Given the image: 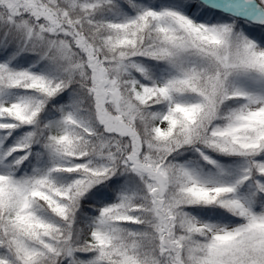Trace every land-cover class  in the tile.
Instances as JSON below:
<instances>
[{
    "label": "snow or ice",
    "instance_id": "obj_1",
    "mask_svg": "<svg viewBox=\"0 0 264 264\" xmlns=\"http://www.w3.org/2000/svg\"><path fill=\"white\" fill-rule=\"evenodd\" d=\"M0 264H264V0H0Z\"/></svg>",
    "mask_w": 264,
    "mask_h": 264
}]
</instances>
